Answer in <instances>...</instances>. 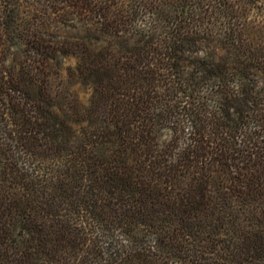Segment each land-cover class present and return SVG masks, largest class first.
<instances>
[{
	"label": "trees",
	"instance_id": "16d2710c",
	"mask_svg": "<svg viewBox=\"0 0 264 264\" xmlns=\"http://www.w3.org/2000/svg\"><path fill=\"white\" fill-rule=\"evenodd\" d=\"M0 264H264V0H0Z\"/></svg>",
	"mask_w": 264,
	"mask_h": 264
},
{
	"label": "rangeland",
	"instance_id": "374dc122",
	"mask_svg": "<svg viewBox=\"0 0 264 264\" xmlns=\"http://www.w3.org/2000/svg\"><path fill=\"white\" fill-rule=\"evenodd\" d=\"M73 63V59L72 58H62V64L64 66Z\"/></svg>",
	"mask_w": 264,
	"mask_h": 264
}]
</instances>
